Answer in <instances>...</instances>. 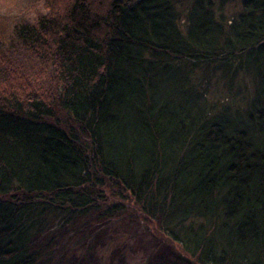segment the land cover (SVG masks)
<instances>
[{
  "label": "trees",
  "instance_id": "16d2710c",
  "mask_svg": "<svg viewBox=\"0 0 264 264\" xmlns=\"http://www.w3.org/2000/svg\"><path fill=\"white\" fill-rule=\"evenodd\" d=\"M237 1L45 0L0 41V264L128 208L181 263L264 264V0Z\"/></svg>",
  "mask_w": 264,
  "mask_h": 264
},
{
  "label": "rangeland",
  "instance_id": "374dc122",
  "mask_svg": "<svg viewBox=\"0 0 264 264\" xmlns=\"http://www.w3.org/2000/svg\"><path fill=\"white\" fill-rule=\"evenodd\" d=\"M44 3L0 0V41H8L15 25L37 22L45 14ZM238 10L239 2L233 0L223 12L231 17ZM54 236L58 248L56 253L54 246L48 248L54 251L48 264H195L179 262L180 246L168 240L156 222L129 208L111 220L60 230Z\"/></svg>",
  "mask_w": 264,
  "mask_h": 264
}]
</instances>
